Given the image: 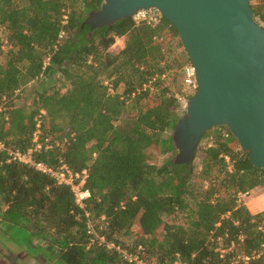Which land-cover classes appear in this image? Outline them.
Instances as JSON below:
<instances>
[{"label":"trees","instance_id":"1","mask_svg":"<svg viewBox=\"0 0 264 264\" xmlns=\"http://www.w3.org/2000/svg\"><path fill=\"white\" fill-rule=\"evenodd\" d=\"M103 1L0 0V222L24 230L33 246L22 251L51 264H136L90 234L89 221L148 264L177 255L230 264L255 250L261 257L248 264H264V209L239 201L264 185V170L227 127L203 136L191 167L151 162L150 147L175 152L172 131L194 94L181 75L191 59L178 29L134 16L82 27ZM251 5L264 26V0ZM38 128L54 146L36 152L37 162L88 169L85 209L69 185L8 160V150L32 146Z\"/></svg>","mask_w":264,"mask_h":264},{"label":"water","instance_id":"2","mask_svg":"<svg viewBox=\"0 0 264 264\" xmlns=\"http://www.w3.org/2000/svg\"><path fill=\"white\" fill-rule=\"evenodd\" d=\"M156 9L178 29L198 88L172 131V161L191 167L203 136L227 127L264 170V26L251 0H104L82 27L92 30Z\"/></svg>","mask_w":264,"mask_h":264},{"label":"built area","instance_id":"3","mask_svg":"<svg viewBox=\"0 0 264 264\" xmlns=\"http://www.w3.org/2000/svg\"><path fill=\"white\" fill-rule=\"evenodd\" d=\"M162 14L156 9H140L134 15V18L137 22L147 21L150 24H156L162 18ZM123 46V41L121 39H117V44L120 43ZM181 75L184 84L192 91L196 92L198 88V82L196 79L197 69L195 65L191 63H187L181 70ZM187 101H184V105H186ZM40 125V124H38ZM32 146L26 150H8L9 161H18L24 164H29L35 166L38 170L50 174L57 183L69 185L75 195V201L78 206L81 208H86L87 201L91 197V191L86 186L89 178L88 169H83L81 171H74L69 165L65 162L59 166V168L55 169L52 166H49L43 162H37L35 160L34 154L42 149H49L54 146L52 139L49 137H43L41 129H36L33 133ZM0 150H6L5 144L0 141ZM251 191L241 192L239 193V201L243 202L244 199L249 196ZM87 215L89 213L87 212ZM89 233L97 236V240L100 241L101 244H105L110 249H118L123 252L126 257L136 264H148L145 262L138 254L128 253L126 250H122L120 246H117L113 242H108L104 236H99L96 232L94 224L92 221L88 223ZM259 230L264 234V220L259 225ZM242 235L239 236V239H242ZM234 241L228 247H220L219 252L221 256L224 257L229 251L234 248ZM262 251L255 250L252 254H244L236 257V261L233 260L230 264H236L238 261L243 262L244 264L250 263L253 259H257L261 257ZM171 264H188L187 261L183 260L180 255H177L176 259Z\"/></svg>","mask_w":264,"mask_h":264},{"label":"rangeland","instance_id":"4","mask_svg":"<svg viewBox=\"0 0 264 264\" xmlns=\"http://www.w3.org/2000/svg\"><path fill=\"white\" fill-rule=\"evenodd\" d=\"M121 46L122 44L120 42L114 48L115 50H118ZM184 48L185 47H180V50H184ZM49 83L51 82L49 81ZM36 87L37 86L31 87L27 94L34 93ZM148 153L151 162L162 164L167 159H173L176 155V150L172 154L165 155L161 153L160 148L153 146L148 149ZM243 202L247 204L249 208L254 207L255 203H261V205H264V185H260L257 190L251 191L250 195L247 196ZM18 245H20V247ZM21 245L26 249L33 246L29 243V238L26 232L21 228L14 226L11 227L9 224L0 222V264H51L47 262L43 256L36 257L24 253Z\"/></svg>","mask_w":264,"mask_h":264},{"label":"crops","instance_id":"5","mask_svg":"<svg viewBox=\"0 0 264 264\" xmlns=\"http://www.w3.org/2000/svg\"><path fill=\"white\" fill-rule=\"evenodd\" d=\"M257 188L255 190H257ZM250 209H252L254 212H258L264 209V205H261V203H255V206L252 208L250 207Z\"/></svg>","mask_w":264,"mask_h":264}]
</instances>
